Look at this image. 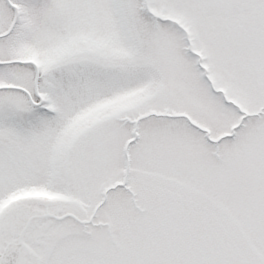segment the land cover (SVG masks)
Masks as SVG:
<instances>
[{
  "label": "snow or ice",
  "instance_id": "obj_1",
  "mask_svg": "<svg viewBox=\"0 0 264 264\" xmlns=\"http://www.w3.org/2000/svg\"><path fill=\"white\" fill-rule=\"evenodd\" d=\"M0 264H264V0H0Z\"/></svg>",
  "mask_w": 264,
  "mask_h": 264
}]
</instances>
